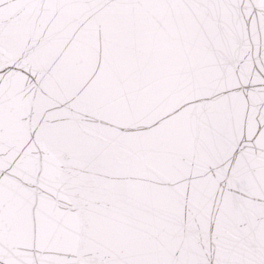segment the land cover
I'll list each match as a JSON object with an SVG mask.
<instances>
[{
  "label": "snow or ice",
  "instance_id": "1",
  "mask_svg": "<svg viewBox=\"0 0 264 264\" xmlns=\"http://www.w3.org/2000/svg\"><path fill=\"white\" fill-rule=\"evenodd\" d=\"M0 264H264V0H0Z\"/></svg>",
  "mask_w": 264,
  "mask_h": 264
}]
</instances>
